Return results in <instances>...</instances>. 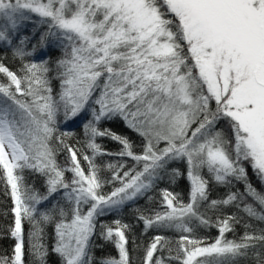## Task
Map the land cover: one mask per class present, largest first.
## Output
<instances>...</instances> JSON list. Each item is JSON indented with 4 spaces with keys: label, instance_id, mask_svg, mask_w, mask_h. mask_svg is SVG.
I'll return each mask as SVG.
<instances>
[{
    "label": "snow or ice",
    "instance_id": "obj_1",
    "mask_svg": "<svg viewBox=\"0 0 264 264\" xmlns=\"http://www.w3.org/2000/svg\"><path fill=\"white\" fill-rule=\"evenodd\" d=\"M0 50V264H264V0H0Z\"/></svg>",
    "mask_w": 264,
    "mask_h": 264
},
{
    "label": "trees",
    "instance_id": "obj_2",
    "mask_svg": "<svg viewBox=\"0 0 264 264\" xmlns=\"http://www.w3.org/2000/svg\"><path fill=\"white\" fill-rule=\"evenodd\" d=\"M32 27H33V25L27 24V26L23 29L24 34H29ZM5 54L6 53L4 50H0V56L5 55ZM58 54H59L58 52L50 53V55L52 56L53 59H55V57ZM7 55H8V59L5 61V63L12 70H15L18 67V62L12 61L10 54H7ZM2 78L3 77H0V79H2ZM57 85H58V82L54 81V87H57V90H58ZM102 127H108V128H111L115 132H120V133H123L125 135H128L131 139H133L134 141L139 143V138L134 133H132L130 130H128L127 128L124 127V123L122 120L105 121L102 123ZM61 130L74 132L76 135V138H81V139L83 138V130H82V127L80 126V120L70 121L66 124H62ZM98 142L102 143L106 148H108L111 151H115L118 149V145H116L114 142H112L108 139L100 138L98 140ZM57 159L61 164H63L65 162V154L59 155ZM105 159H109V158L106 157ZM178 166L181 167V169H183V165H178ZM68 175H70V174H68ZM105 175H107V173H105ZM249 176L251 178L253 185L255 187H257V189H261L262 186L260 184V181L252 173L251 169H249ZM29 179L34 180L36 183V186L40 187V180L39 179H37L35 177H29ZM161 187H170V190H172L175 193H178L182 199L187 201L189 186H188L187 180L184 179L183 177L180 178L179 180H177L176 183L173 185H168L167 183H164V184H161ZM237 187L240 188L241 191H243L242 185L238 184ZM104 190L110 191L111 186L110 185L106 186ZM226 191H227L226 188H224L222 186L215 185L214 183L211 186L212 198L222 197L225 195ZM159 199H160V197L157 195L156 196V203L153 205V207H157L158 210H159ZM11 205H12L11 200L7 196H5V194H4L3 182L0 181V211L10 209ZM145 205H146V202L143 199L138 202V206L142 207ZM229 211H233V209H229ZM122 216H123V219L125 221L131 222L132 216H131L130 210L125 209ZM114 218H117V217H115L114 215L104 217V219L108 220V221H111ZM10 221H11V215L10 214L7 218L0 216V225L7 224ZM250 222L255 227H264V224H262L258 221H250ZM141 228H142V226H138L135 229L136 237H137V244L146 245L148 243L150 237L153 235V233L151 231H149L146 235H141ZM48 231H49V233H51L52 229L49 228ZM244 231H245V229H244L243 225H237L236 234L233 235L232 233H228V238L229 239H236L240 235H242ZM164 234L168 235L170 238H173V239L178 238V234H174L171 232H166ZM217 234L218 233H217V230L215 228L200 229L198 232V235L208 237L209 239L214 238ZM49 242L51 243V237L49 238ZM11 244H12L11 239L0 240V253L10 252ZM131 247L132 246L130 245V248ZM173 247H175V245H173ZM96 255H97V257L104 256V255L116 256L117 252H116L114 246L109 243V244H105L102 250H98L96 252ZM131 256L133 258V264H142L143 246L140 248H136L134 251H132ZM56 261H57V258L55 256L50 257V264H56ZM241 264H245V262L241 261Z\"/></svg>",
    "mask_w": 264,
    "mask_h": 264
}]
</instances>
